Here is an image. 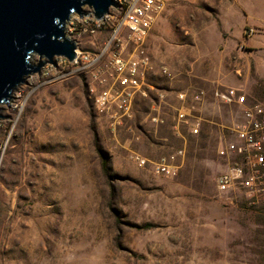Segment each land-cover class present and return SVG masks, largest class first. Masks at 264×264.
I'll use <instances>...</instances> for the list:
<instances>
[{"label": "rangeland", "instance_id": "374dc122", "mask_svg": "<svg viewBox=\"0 0 264 264\" xmlns=\"http://www.w3.org/2000/svg\"><path fill=\"white\" fill-rule=\"evenodd\" d=\"M164 1L148 40L151 88L129 119L112 125L83 75L45 77L47 63L0 104V264H264V203L215 186L220 145L241 119L215 95L239 88L264 106V0ZM76 36L93 52L107 38ZM183 91L203 93L196 136L173 131ZM130 150L150 161L183 150L180 169L154 175Z\"/></svg>", "mask_w": 264, "mask_h": 264}, {"label": "built area", "instance_id": "2783aa9c", "mask_svg": "<svg viewBox=\"0 0 264 264\" xmlns=\"http://www.w3.org/2000/svg\"><path fill=\"white\" fill-rule=\"evenodd\" d=\"M114 1L116 5L100 19H96L92 10L85 6L82 8L84 14L71 15L64 26L69 39L72 33L78 38L84 34L106 33L101 48L95 52L80 50V40H73L76 43L74 59L68 61L54 57L53 65L47 63L41 74L47 77L51 69L59 68L62 77L83 75L95 111L108 116L115 126L131 117L135 97H145L151 88L145 82L152 69L148 40L166 2ZM65 67L70 70L64 72ZM52 79L54 77L48 80ZM202 95V92L192 93L188 97L186 91L177 94L180 106L173 125L176 134L179 135L182 125L190 135L198 134L202 120L195 114L194 104L203 100ZM215 96L223 104L237 106L241 118L227 128L233 133V139L220 145L219 155L225 157L227 164L215 179L216 189L227 196L243 194L253 204L264 203V106L248 100L239 88H228ZM127 157L138 167H149L154 175L171 178L180 169L177 161L183 157V150L158 161H150L132 150Z\"/></svg>", "mask_w": 264, "mask_h": 264}, {"label": "water", "instance_id": "95a60500", "mask_svg": "<svg viewBox=\"0 0 264 264\" xmlns=\"http://www.w3.org/2000/svg\"><path fill=\"white\" fill-rule=\"evenodd\" d=\"M115 5L114 0H0V104H14L26 78L53 65L54 57L74 59L76 43L64 30L71 15L84 14L86 6L100 19Z\"/></svg>", "mask_w": 264, "mask_h": 264}, {"label": "crops", "instance_id": "0c3cea01", "mask_svg": "<svg viewBox=\"0 0 264 264\" xmlns=\"http://www.w3.org/2000/svg\"><path fill=\"white\" fill-rule=\"evenodd\" d=\"M156 26V25H155ZM155 26H154V28H155ZM154 28H153V30H154ZM151 35V34H150ZM177 102H178V104L180 105V102L178 101V99H177ZM217 104L216 103H210L209 104V110H208V112H209V114L210 115H212L215 111H216V109H217ZM204 108H203V106L200 108L199 107V110L201 111V110H203ZM203 122V121H202ZM206 124V127H213L212 125L214 124L215 125V123H211V122H209V121H206L205 122Z\"/></svg>", "mask_w": 264, "mask_h": 264}, {"label": "trees", "instance_id": "16d2710c", "mask_svg": "<svg viewBox=\"0 0 264 264\" xmlns=\"http://www.w3.org/2000/svg\"><path fill=\"white\" fill-rule=\"evenodd\" d=\"M101 164H102V166H103V170H104V172H106V167H105V160L101 157Z\"/></svg>", "mask_w": 264, "mask_h": 264}, {"label": "bare ground", "instance_id": "6f19581e", "mask_svg": "<svg viewBox=\"0 0 264 264\" xmlns=\"http://www.w3.org/2000/svg\"><path fill=\"white\" fill-rule=\"evenodd\" d=\"M2 105V104H1Z\"/></svg>", "mask_w": 264, "mask_h": 264}]
</instances>
